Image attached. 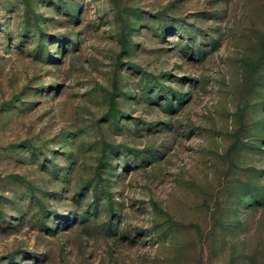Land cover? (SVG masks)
I'll use <instances>...</instances> for the list:
<instances>
[{"label":"rangeland","instance_id":"1","mask_svg":"<svg viewBox=\"0 0 264 264\" xmlns=\"http://www.w3.org/2000/svg\"><path fill=\"white\" fill-rule=\"evenodd\" d=\"M0 264H264V0H0Z\"/></svg>","mask_w":264,"mask_h":264}]
</instances>
